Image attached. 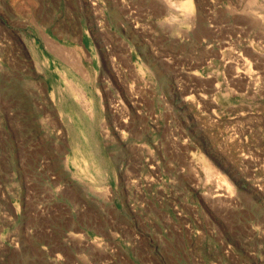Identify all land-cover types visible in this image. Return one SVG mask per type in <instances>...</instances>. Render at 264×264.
Listing matches in <instances>:
<instances>
[{"label":"rangeland","instance_id":"1","mask_svg":"<svg viewBox=\"0 0 264 264\" xmlns=\"http://www.w3.org/2000/svg\"><path fill=\"white\" fill-rule=\"evenodd\" d=\"M186 1L0 0V264H264V0Z\"/></svg>","mask_w":264,"mask_h":264},{"label":"bare ground","instance_id":"2","mask_svg":"<svg viewBox=\"0 0 264 264\" xmlns=\"http://www.w3.org/2000/svg\"><path fill=\"white\" fill-rule=\"evenodd\" d=\"M181 4L190 13H192L194 11V4L192 3L191 0H188V1L183 2ZM64 62H65L64 63L65 65L72 66L68 62H66V61H64ZM51 63H52V61L49 60V65H51ZM57 65H58V63H57ZM58 66H59V68L62 67V66L60 67V65H58ZM66 71L68 73V70H66ZM65 77L68 80L70 79L67 76H65ZM75 93H73V94H75ZM70 112L71 111H69L68 113H70ZM74 119H75V124H76V129H77V137H78V139L76 140L78 152L76 153V156H75L73 162H74V164L78 165V167L80 168V170L84 174H87L88 171L92 172L93 170L95 171V173L99 174L100 170H101V165H100L98 158L96 156L95 149L93 147V143L89 138V133L91 132V125H89L87 122H84L83 120H81L78 116H76ZM203 162H204V164L206 163L205 166H206V169L209 173L215 172V169H214L215 167L212 164L207 163L206 160H204ZM222 180H223V182L226 181V179H224V178ZM228 186H230V183H228Z\"/></svg>","mask_w":264,"mask_h":264}]
</instances>
